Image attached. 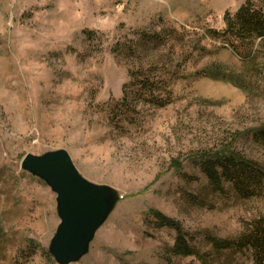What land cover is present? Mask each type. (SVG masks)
I'll return each instance as SVG.
<instances>
[{"label": "rangeland", "instance_id": "374dc122", "mask_svg": "<svg viewBox=\"0 0 264 264\" xmlns=\"http://www.w3.org/2000/svg\"><path fill=\"white\" fill-rule=\"evenodd\" d=\"M246 1L0 0V264H58L56 194L20 164L61 148L122 195L70 264H259L251 245L209 241L252 230L264 188L237 192L220 166L217 188L203 168L232 153L264 172V41L235 51L221 34ZM139 65L154 99L130 76ZM149 209L179 221L196 253L177 255Z\"/></svg>", "mask_w": 264, "mask_h": 264}, {"label": "water", "instance_id": "95a60500", "mask_svg": "<svg viewBox=\"0 0 264 264\" xmlns=\"http://www.w3.org/2000/svg\"><path fill=\"white\" fill-rule=\"evenodd\" d=\"M20 165L56 194L59 223L49 243L50 254L58 264L78 262L122 195L110 185L83 177L62 148L40 155L26 153Z\"/></svg>", "mask_w": 264, "mask_h": 264}, {"label": "trees", "instance_id": "16d2710c", "mask_svg": "<svg viewBox=\"0 0 264 264\" xmlns=\"http://www.w3.org/2000/svg\"><path fill=\"white\" fill-rule=\"evenodd\" d=\"M226 24L227 28L222 33L211 29L210 34L211 36H218L219 33L223 34L225 41L235 51H246V47L255 38L264 41V12L254 9L250 0H247L233 16L226 15ZM144 70L139 65L130 72V76L135 81L141 78L139 79V93L141 96L146 94L149 96L148 98L154 99V95L160 90V86L150 81ZM129 90H132L131 84L127 83L123 88L124 95L121 103L126 104L128 102L129 95L132 93ZM259 132L260 139L264 140V128ZM204 161L206 163L203 168L206 170L209 180L217 188H220V175L215 170L217 166L223 168V174L226 177L233 178L237 192L248 193L250 190L253 192L258 188H264V172L253 162L243 163V158H236L232 153H227L221 157H205ZM149 213L156 218L160 226H166L176 231L177 235L173 250L177 255L188 256L196 253L195 247L191 245L190 239L183 231L179 221L157 209H149ZM209 242L212 244V248L219 253L236 247L241 249L245 244L251 245L255 251L257 263L264 264V215L255 222L252 230L237 239H215Z\"/></svg>", "mask_w": 264, "mask_h": 264}]
</instances>
